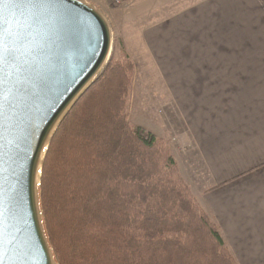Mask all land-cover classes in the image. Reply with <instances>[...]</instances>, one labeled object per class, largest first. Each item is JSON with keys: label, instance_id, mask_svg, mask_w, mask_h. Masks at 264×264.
Instances as JSON below:
<instances>
[{"label": "trees", "instance_id": "obj_1", "mask_svg": "<svg viewBox=\"0 0 264 264\" xmlns=\"http://www.w3.org/2000/svg\"><path fill=\"white\" fill-rule=\"evenodd\" d=\"M58 125L38 184L56 264H238L167 142L127 119L124 49Z\"/></svg>", "mask_w": 264, "mask_h": 264}, {"label": "crops", "instance_id": "obj_2", "mask_svg": "<svg viewBox=\"0 0 264 264\" xmlns=\"http://www.w3.org/2000/svg\"><path fill=\"white\" fill-rule=\"evenodd\" d=\"M226 24L200 7L146 43L185 126L181 177L237 263L262 264L264 35L227 34Z\"/></svg>", "mask_w": 264, "mask_h": 264}, {"label": "water", "instance_id": "obj_3", "mask_svg": "<svg viewBox=\"0 0 264 264\" xmlns=\"http://www.w3.org/2000/svg\"><path fill=\"white\" fill-rule=\"evenodd\" d=\"M0 10L9 20L6 44L16 46L22 40L27 59L46 79V87L23 109L24 116L18 118L20 110L6 114L0 180L18 193L20 200L17 213L8 221L9 228L18 242L35 239L46 257L41 264H56L39 206L41 169L58 125L107 64L113 31L108 17L86 0H57L53 12L42 13L47 23H36L28 33L20 30L19 21L30 17L33 10L6 5ZM6 72L10 79L19 78L14 65Z\"/></svg>", "mask_w": 264, "mask_h": 264}, {"label": "rangeland", "instance_id": "obj_4", "mask_svg": "<svg viewBox=\"0 0 264 264\" xmlns=\"http://www.w3.org/2000/svg\"><path fill=\"white\" fill-rule=\"evenodd\" d=\"M86 1L110 20L113 31L110 56L117 59L120 49H124L133 61L134 74L126 106L128 121L162 137L177 164L179 154L189 148L185 146L183 150L178 141L180 134L185 133V126L174 101L165 97L164 75L158 61L152 57L146 36L200 7L204 13L212 11L216 20L229 24L227 34L264 35V0H123L120 4L110 0ZM196 3L201 4L196 6ZM184 163L180 160L181 167Z\"/></svg>", "mask_w": 264, "mask_h": 264}, {"label": "snow or ice", "instance_id": "obj_5", "mask_svg": "<svg viewBox=\"0 0 264 264\" xmlns=\"http://www.w3.org/2000/svg\"><path fill=\"white\" fill-rule=\"evenodd\" d=\"M33 10L30 17L19 21L20 30L28 33L36 23H47L42 13L53 12L57 0H0V6ZM23 17V12H21ZM13 22L16 18L13 17ZM65 22H69L65 18ZM9 20L0 10V163L3 162L6 114L9 110L18 112V118L24 116L23 109L29 107L30 100L46 87V79L38 66L27 59L29 53L23 48V41L16 46H8L6 37L10 35ZM14 65L19 78L10 79L6 69ZM11 84V88L9 87ZM2 171V169H0ZM20 206L19 195L6 187L0 180V264H41L46 258L34 238L18 242L12 235L8 221L15 216Z\"/></svg>", "mask_w": 264, "mask_h": 264}, {"label": "built area", "instance_id": "obj_6", "mask_svg": "<svg viewBox=\"0 0 264 264\" xmlns=\"http://www.w3.org/2000/svg\"><path fill=\"white\" fill-rule=\"evenodd\" d=\"M113 4H120L123 0H110Z\"/></svg>", "mask_w": 264, "mask_h": 264}]
</instances>
